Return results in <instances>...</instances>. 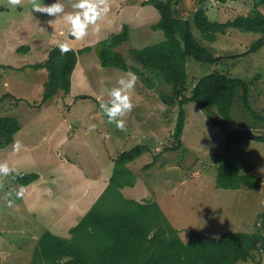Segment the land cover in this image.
I'll use <instances>...</instances> for the list:
<instances>
[{"label":"rangeland","instance_id":"rangeland-1","mask_svg":"<svg viewBox=\"0 0 264 264\" xmlns=\"http://www.w3.org/2000/svg\"><path fill=\"white\" fill-rule=\"evenodd\" d=\"M144 1L109 0L110 11L98 21L99 32L90 27L85 39L74 41L70 25L64 21L50 25L49 21L55 18L32 11V0H25L18 7L10 6L8 0H0V65L10 67L0 68V115L18 119L21 130L14 141L23 145L19 153L13 152L10 145L0 149V163L7 162L12 169L8 176H0V264H30L37 240L45 230L70 236V229L102 195L108 194L105 202L116 201L117 192L110 184L109 172L114 168L115 158L139 145H145L148 152L135 159L130 169L131 180L140 177L142 184L126 189L129 190L126 194L122 192L126 199L141 198L138 202L156 203L184 241L189 239L187 231L215 237L228 231H255L264 213V172L260 171L264 169V143L245 139L228 149L226 138L229 132L237 136L264 134V120L255 118L245 106L241 91L235 96L227 131L212 124L208 113L194 103L185 105L182 147L175 152L169 149L177 144L174 134L181 107L177 102L169 107L162 101V91L169 89L163 85L164 88L151 90L138 79L129 93L134 108L123 118L125 129H117L108 122L100 104L108 101L104 89L117 86L125 71L103 68L94 51L79 55L70 94L60 93L53 100L42 102L48 72L31 65L47 60L49 51L60 43L69 42L79 51L119 34L128 25L129 40L118 51L127 55L129 61V50L165 41V33L151 27V23L159 21L160 12L151 4L143 6ZM55 2L37 0L39 6ZM75 2L61 0L66 13L74 11L71 5ZM179 2L178 17L192 18L205 3L209 19L220 23L249 15L255 6L254 0ZM193 32L201 41L196 27ZM260 37V34L231 29L214 42L204 41L210 50L226 58L219 64L187 61L189 86L193 87L198 79L213 72L252 81L250 106L263 116L264 47L242 58H230L248 51ZM25 47H29V52ZM81 95L93 99L77 98ZM93 124L95 130L89 131ZM154 158L157 164L143 169ZM229 163L239 166L241 173L258 177L259 185L252 189L218 188V168ZM134 169L138 172L134 173ZM19 173L39 175L29 186L33 190H26L27 186L15 181ZM97 178L105 182L100 194H95L100 187ZM21 188L24 195L18 198L15 193ZM8 200L12 201L11 207ZM118 201L127 202L122 197ZM243 264H264V253Z\"/></svg>","mask_w":264,"mask_h":264},{"label":"trees","instance_id":"trees-1","mask_svg":"<svg viewBox=\"0 0 264 264\" xmlns=\"http://www.w3.org/2000/svg\"><path fill=\"white\" fill-rule=\"evenodd\" d=\"M179 1L143 2V5L151 4L160 12V21L152 29L162 30L166 39L143 49L129 50V61L127 55L118 51L129 40L128 25L119 34L109 36L94 47L79 51L71 47L66 55L60 54L58 46L52 48L47 60L31 65L36 70L46 69L48 72L42 102L53 100L60 93L70 94L79 55L94 51L103 68L135 73L139 81L151 90L164 88L163 85L169 89L167 92L162 91V101L169 107L174 106L175 102L181 107L174 134L177 144L169 149L172 152L182 147L186 121L184 106L189 103L205 110L212 124L227 131L235 96L241 91L245 106L255 118L264 120V115H258L250 106L252 81L213 72L198 79L191 87L186 68V62L190 59L205 64L221 63L226 57L213 52L204 43L216 41L219 35H226L231 29L260 34L261 37L248 51L230 58H242L259 52L264 47V0H254L253 13L225 23L210 20L205 3L203 7H198L192 18L178 17ZM218 1L226 3L228 0ZM194 27L201 33L202 42L194 34ZM23 48L18 50L22 51ZM25 48L29 52V47ZM0 68L10 67L0 65ZM77 98L93 99L88 95ZM20 130L17 118L0 115V149L11 145ZM245 139L264 143V134L237 136L229 132L226 138L228 149ZM146 152L148 148L139 145L115 158L110 184L116 188V201L111 199L105 202L104 198L108 194L102 195L79 223L70 229V236H60L45 230L37 240L30 264H243L256 260V254L264 253V213L253 233L228 231L214 239L215 236L187 231L189 239L184 241L180 231L166 221L162 209L156 203L144 204L126 199L121 190L135 185L127 164ZM155 164L157 160L154 158L143 169ZM38 179L36 173H19L15 176V181L22 186H29ZM216 182L220 189L238 190L243 186L255 188L260 180L254 175L241 173L239 166L229 163L219 166ZM120 196L127 202L119 203Z\"/></svg>","mask_w":264,"mask_h":264},{"label":"clouds","instance_id":"clouds-1","mask_svg":"<svg viewBox=\"0 0 264 264\" xmlns=\"http://www.w3.org/2000/svg\"><path fill=\"white\" fill-rule=\"evenodd\" d=\"M22 3L23 0H8V4L12 7L21 6ZM32 3L34 5L32 11L47 14L55 18L49 21L50 25H54L58 21H64L66 24L70 25V33L74 41L85 39L89 35L90 27L94 32H99L100 28L98 21L110 11L109 0H76V2L71 5L74 11L67 13L61 0H56V2L51 5L43 4V6H39L37 0H32ZM58 47L61 55H66L71 51L69 42L60 43ZM138 79L135 73L130 71L125 72L117 81V86L104 89L108 96V101L106 103H101L100 108L107 116L108 122L115 124L116 128L119 130L125 129V120L123 118L134 108L129 93L134 90ZM7 86V82H5V87ZM95 128L96 125H90L89 131H93ZM10 147L13 152L19 153L23 145L20 141L15 140ZM260 171L264 172V169ZM11 172L12 169L7 162L0 163V176H8ZM15 195L18 198L23 197L24 189L21 188ZM8 206H12L11 200H8ZM218 238V236L214 237V239Z\"/></svg>","mask_w":264,"mask_h":264},{"label":"crops","instance_id":"crops-1","mask_svg":"<svg viewBox=\"0 0 264 264\" xmlns=\"http://www.w3.org/2000/svg\"><path fill=\"white\" fill-rule=\"evenodd\" d=\"M25 2V0H23V3ZM22 3V4H23ZM143 6H145V5H143ZM1 9H5V7L4 6H2V8ZM159 21H160V19H159ZM158 21V22H159ZM157 22V23H158ZM147 23V22H146ZM157 23H151L152 24V26L153 25H155V24H157ZM151 24H148V25H151ZM145 26H146V24H145ZM151 26V27H152ZM136 141H138L137 140V138L135 139ZM143 146H145V145H143ZM124 152V151H123ZM151 153V152H150ZM132 163H134V161L133 162H130V163H128L127 164V167H128V169L130 170V171H132L131 169H130V167H131V164ZM133 169V168H132ZM142 169V168H141ZM141 169H139V171H141ZM133 172V171H132ZM136 172H138V169H134V173H136ZM103 173V172H102ZM109 173H111V176H112V173H113V170L112 171H110ZM111 176H110V178H111ZM110 178H109V180H110ZM97 181H98V184L100 185V187L96 190V193L95 194H100L101 193V191H102V187L104 186V184H105V182H103L102 180H99L98 178H97ZM142 179L140 178V177H137L136 179H135V185L134 186H126V187H124L122 190H121V192H123L124 194H126V193H128V191L130 190V189H134V188H136V186H138V185H140L141 186V184H142ZM92 183H93V181H91ZM52 184H54V182H52ZM93 184H96V183H93ZM30 186V185H29ZM29 186H27L28 188L26 189V190H33L32 189V187H29ZM145 187H147V186H145ZM31 188V189H30ZM148 188V187H147ZM126 189H129V190H126ZM29 191V192H30ZM122 193V194H123ZM30 196L31 197H34V194H30ZM39 196V195H38ZM124 196H126V195H124ZM127 197V196H126ZM125 197V198H126ZM129 199V198H128ZM134 200V199H133ZM142 199L140 198L139 200H136V201H141Z\"/></svg>","mask_w":264,"mask_h":264}]
</instances>
